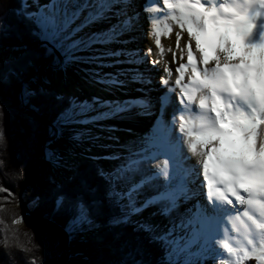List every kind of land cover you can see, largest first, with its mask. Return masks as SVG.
I'll return each mask as SVG.
<instances>
[{
	"label": "snow or ice",
	"instance_id": "obj_1",
	"mask_svg": "<svg viewBox=\"0 0 264 264\" xmlns=\"http://www.w3.org/2000/svg\"><path fill=\"white\" fill-rule=\"evenodd\" d=\"M245 2L264 8V0ZM221 7L246 25L237 31L209 0H14L0 17V40L26 34L58 71L67 75L75 69L98 88L80 95L77 82L69 79L55 94L59 107L48 125L42 159L50 169L71 174L62 182L55 175L42 177L28 199L34 209L62 214L69 235L91 228L107 208H118L109 222L130 226L136 236L120 264H264V97L230 86L232 95L256 104L249 105L251 120L241 119L224 104L223 89L213 79L218 71L227 72L229 62L239 66L264 49V26L256 32L258 10L249 18L235 7ZM161 15L170 23L161 26ZM30 66L0 57V88H15L22 104L36 95L26 78ZM165 93L169 103L162 105ZM4 108L0 104V116ZM137 118H151L149 131L159 121L155 144L146 141L147 133L136 137L129 128L131 140L141 142L131 146L119 136L118 124L104 123ZM98 133H105L108 143L101 147L107 151L90 159L109 160L112 166L96 170L99 184L77 181L69 163L74 149L85 138L101 140ZM50 186L55 194L49 209ZM0 191L6 201L13 195L7 188ZM197 215L209 228L221 217L233 233L242 230L243 238L233 245L209 235L208 246H199L198 229L190 223ZM22 221L21 215L12 223ZM214 246L229 259L218 261ZM154 248L159 250L155 258Z\"/></svg>",
	"mask_w": 264,
	"mask_h": 264
},
{
	"label": "trees",
	"instance_id": "obj_2",
	"mask_svg": "<svg viewBox=\"0 0 264 264\" xmlns=\"http://www.w3.org/2000/svg\"><path fill=\"white\" fill-rule=\"evenodd\" d=\"M13 3L14 0H0V17ZM19 44L24 45L25 51L15 59L21 64L30 63L28 76L33 70L32 65L44 59L45 54L26 34L19 37L10 35L0 40V47L8 49ZM47 59L50 60L49 57ZM34 90L36 95L26 104L32 111H24L15 88H0V104L5 106V114L0 116V187L10 189L13 194L6 201V193L0 191V264H59L64 258L65 235L62 228L65 217L62 214L30 207V212L36 217L29 218L20 227L12 223L13 219L25 213L19 197L27 203L31 202L28 198L37 189L38 180L51 174L45 162H41L35 171L33 169L41 156V144L49 134L48 123L59 104L54 92L38 87ZM98 168L97 161L81 160L74 169L76 180L101 183L95 175ZM25 189H28L27 193H23ZM54 194L55 186H50L49 209ZM118 215V208L109 207L97 216L92 226L95 230L89 231L88 235L71 246L70 254L85 256L84 264H120L124 252L129 250L128 246L136 243V236L130 226L109 222ZM152 253L155 258L159 250L154 248Z\"/></svg>",
	"mask_w": 264,
	"mask_h": 264
},
{
	"label": "bare ground",
	"instance_id": "obj_3",
	"mask_svg": "<svg viewBox=\"0 0 264 264\" xmlns=\"http://www.w3.org/2000/svg\"><path fill=\"white\" fill-rule=\"evenodd\" d=\"M217 2V7L215 8L217 11L218 15H223L224 13H226L225 11H223V8L221 7L222 5H228L230 6L228 1H224V0H209V3L211 2ZM242 8L245 9H249L250 7L247 6L245 0H240ZM157 11H161L162 9L158 8ZM260 20L258 22L259 28L261 30V26H264V8H260ZM153 18H156V12H152L151 13ZM160 22H161V26H163L165 23H170V21L163 15H161L159 17ZM165 43V55H167L168 52V41L167 39H165L164 41ZM141 46L142 47H147V45H144L143 42L141 41ZM264 50V49H263ZM155 52V50H153ZM162 66V65H161ZM235 70V72H233ZM228 71H230V73L228 74L227 72H222V71H218L215 75V77L213 78L215 81V84L218 88H222L223 90L219 92L220 95H222V92L225 93V95H232V93L230 91H228V88L230 86H240V87H246L248 89L249 92L251 93H255V92H259L261 94L262 97H264V52H256V56L254 61L252 60V62L250 64H240L239 66H232L229 65L228 67ZM248 72V73H246ZM29 78V77H28ZM48 82H46V86L56 90L57 92H62L64 91L62 84L64 81H67L69 79L73 80L74 82H77V87H76V91L80 94V95H91L93 93H98V88L96 86H92L89 85L88 82L84 79L83 74L81 72H78L75 69H70L68 74L66 75L65 73L56 70H50L48 69ZM38 80H41V77H37ZM244 80L246 85H244ZM242 84H241V82ZM44 82V81H43ZM226 90V91H224ZM100 95H104V93L100 92ZM165 95L168 96L167 93H165ZM164 95V96H165ZM236 98H238V100L240 101V103H237L239 105H243L245 107H243V109L245 111H249L251 110L249 105L251 104L252 107H256V104L253 100H251V98H249L248 102H245L241 97L239 96H235ZM162 100V98H161ZM168 100H169V96H168ZM162 105L163 102H161ZM169 103V101L165 104L167 105ZM245 108H247L248 110H246ZM161 111L163 112V107L161 108ZM186 118H188L187 116H185ZM158 122L157 121V126H153L151 128V131H149L147 133V136L145 137L146 141L155 144L157 141V127H158ZM104 123L106 124H118V126L120 127V132H119V136L121 137L122 140H129L131 146H139L140 145V141H132L131 138L129 137V135L127 134V132L125 131L126 129L131 128L133 130V134L136 137H139L142 133H145V127H149L151 125V118H137L134 120H121V121H105ZM93 133L97 134V129H93ZM101 135V140L96 141L99 142L98 144L96 143H91V141L93 140H89L87 138L83 139L74 149V153H73V158L69 161V163L74 164L77 160L81 159L82 156H93L96 154H104L107 150L102 148L101 145L108 143V141H106L105 139H103V136L105 135V133H98ZM95 142V141H93ZM56 146H58V148L60 150H63V145L62 144H57ZM170 151L174 152V148L170 149ZM84 158V157H82ZM104 168L106 167V163L108 162V160L105 159H100ZM53 173L56 176H62L64 174H67V172L63 171L62 169H53ZM234 214V213H233ZM199 219L198 215L197 216H193L191 218L192 221H194L195 219ZM203 222H206V220L202 217ZM217 219V218H216ZM215 219V222H216ZM219 221L223 220L222 218L217 219ZM197 221V220H195ZM192 223V222H190ZM221 223V222H220ZM204 226V225H203ZM215 227L214 226L211 231L208 233V236L211 235L213 237V239H218L220 238V240H224L226 242H229L230 244L235 245L236 240L237 239H242L243 237H236L233 235H229L226 236V229L222 228L219 234V237L216 234L215 231ZM89 229V228H88ZM181 231V230H178ZM184 232H186V229L183 230ZM224 232V233H223ZM82 234V231H76L74 233L71 234L72 237H70L71 241H73V237L76 236V234ZM205 237L203 236V238H201V240H204ZM81 240V239H80ZM79 240V241H80ZM76 241V242H79ZM76 242H74L73 246L76 244ZM199 242V240H198ZM204 242L206 244L209 243L208 240H204ZM174 246L176 247H181L182 244L181 242H177L174 243ZM71 255V254H70ZM77 255H81L79 253H77ZM75 255H71L72 258L68 259V261H66L64 264H81V257ZM84 264V263H82Z\"/></svg>",
	"mask_w": 264,
	"mask_h": 264
},
{
	"label": "rangeland",
	"instance_id": "obj_4",
	"mask_svg": "<svg viewBox=\"0 0 264 264\" xmlns=\"http://www.w3.org/2000/svg\"><path fill=\"white\" fill-rule=\"evenodd\" d=\"M224 1H228L229 2V4H230V7H235L236 8V12L237 13H239V14H246L249 18H252L253 17V14L258 10L259 12H260V8L258 7V5H256L255 3H253V5H252V7H250L249 9H245V8H242V5H241V2H240V0H224ZM210 6H212V7H214V8H216L217 7V2L216 1H214V2H211L210 3ZM219 16H222V17H224L226 20H233V24L231 25L232 27H234L237 31H239L240 30V28H241V26L242 25H246V21H239V20H234V17H233V13H231V12H226V13H224L223 15H219ZM225 29H227L228 27H229V25L227 24V23H225L224 24V26H223ZM256 32L257 33H259L260 32V28H259V25L257 26V28H256ZM258 51H262V52H264V50L263 49H258L256 52H258ZM22 53H24V49L22 48H20V46H19V48H11V49H8V48H6L5 47V51L4 50H0V57H11V58H16V57H18L19 55H21ZM220 55H221V60H220V63L221 64H224L225 63V61H224V59H223V54L222 53H220ZM255 56H256V53L251 57V58H248V59H244V61H243V63L246 65V64H250L251 62H252V60L254 61V59H255ZM45 58H47L46 57V55L44 56ZM36 64V63H35ZM32 65V72L28 75V76H26V78H30V86L34 89V88H41V89H44V90H46V91H50L51 90V88H49V87H47L46 86V82H48V67L45 65V64H43V65H41L40 66V68H39V70L35 73V68H36V66L37 65ZM37 64H38V62H37ZM237 64H239V61H235V62H229V65H234V66H236ZM233 72H235V70L233 71ZM227 73L229 74L230 73V71H228L227 70ZM246 73H248V72H246ZM37 77H41V80H38L37 79ZM44 81V82H43ZM242 81H244V80H242ZM241 82V81H240ZM244 83V85H246V83H245V81L243 82ZM241 84H242V82H241ZM52 90H54V89H52ZM224 91H226V90H224ZM251 93V92H250ZM220 95V94H219ZM221 97H223V101H224V104L226 105V106H229V111L232 113V115H234V116H237V117H240L241 119H245V120H251V118H252V112H251V110H249V111H245L244 109H243V107H245V106H243V105H239V104H237V103H240V101L238 100V98H236L234 95H225V93L224 92H222V95H220ZM252 100V99H251ZM169 100H168V96L167 95H165V96H163L162 97V100H161V102H163V104L165 105L167 102H168ZM246 110H248L247 108H245ZM189 114H190V110H189V112H185L184 113V115L185 116H189ZM262 116H264V112H261L260 113ZM192 116H195V114L194 113H192L191 114ZM158 125H159V122H158ZM149 132V127H145V133H148ZM91 143H96V144H98L99 142H93V141H91ZM48 146V143L45 145V148ZM56 146V145H55ZM56 147H58V146H56ZM150 151H152V152H154V153H156V154H160L159 153V149L158 148H152V149H150ZM174 151H175V148H174ZM82 157H87V156H82ZM81 157V158H82ZM82 160H87V159H83L82 158ZM81 160H77L75 163H74V165L76 166L79 162H80ZM94 161H96V160H94ZM99 163V162H98ZM112 166V162L111 161H109L108 160V162L106 163V167L104 168V169H107V168H110ZM52 171H53V169H52ZM50 173H51V169H50ZM54 174V173H53ZM71 173H67V174H64V175H62V176H67V175H70ZM56 176V175H55ZM62 176H56V177H62ZM62 179H64V177H62V178H60V180H62ZM60 180H58V181H60ZM27 191H28V189H25V191L23 192V193H27ZM19 202H20V204L22 205V206H26L28 209H29V211H30V207H32V204H31V202H25L24 201V199L22 198V197H20V200H19ZM242 211V210H241ZM145 215H147V213L145 214ZM231 215H235V213L233 214H231ZM21 216V215H20ZM19 216V217H20ZM18 218V217H17ZM198 218L199 219H195V220H197V221H192V220H190V222H192L196 227H197V229H198V233H197V237H198V240H199V246H202V247H207L208 246V244H206L205 242H204V240L206 241L207 240V237H208V233L211 231V229H212V225H211V227L209 228V226H208V222L206 221V222H203V219H202V217L201 216H199L198 215ZM221 217H217V219H220ZM216 219V220H217ZM223 219V218H222ZM28 219H24L23 218V221L22 222H18V223H16L15 225L16 226H18V227H20V226H23V224L27 221ZM214 222H215V220H214ZM221 222V223H220ZM204 225V226H203ZM222 228H224V229H226V236H229V235H233V236H236V237H238V235H239V237L241 236V237H243L242 236V230H241V232L240 233H233L232 232V230H231V225L230 224H228V222L226 221V220H221V221H219L218 220V223H217V225H216V227H215V231H216V234H217V236L219 237V234H220V231H221V229ZM93 230H95V227H91V228H89V229H87V232H89V231H93ZM86 232V231H85ZM224 233V232H223ZM86 233H83V231H82V234L81 235H85ZM88 235V234H87ZM185 235L187 236L188 235V230H186V232H185ZM203 236L205 237V239L204 240H201V238H203ZM70 241H71V239H70ZM181 242V244H183V241H180ZM74 243V241H71V244H73ZM78 242H76V244H77ZM179 248L180 247H175L174 245H173V251L175 252V251H178L179 250ZM213 253H214V255L217 257V260L219 261V260H221V259H229L227 256H226V254H224L223 253V251H222V249H220L219 248V246H214V249H213ZM72 257H69L68 259H71ZM68 259L66 260V261H68ZM65 261V262H66ZM81 264L83 263V260L81 259V262H80Z\"/></svg>",
	"mask_w": 264,
	"mask_h": 264
},
{
	"label": "water",
	"instance_id": "obj_5",
	"mask_svg": "<svg viewBox=\"0 0 264 264\" xmlns=\"http://www.w3.org/2000/svg\"><path fill=\"white\" fill-rule=\"evenodd\" d=\"M37 44V43H36ZM19 46H20V48L22 49H24V51H25V48H24V45L23 44H19V45H17V46H14L13 48H19ZM0 50H4L5 51V47L4 46H2V47H0ZM17 58V57H16ZM43 64H45L47 67H48V69H50V70H56V68L54 67V66H52L51 65V63H50V60H48L47 58H44V59H42V60H40L39 62H38V64L36 63L35 65H37L36 66V68H35V73L39 70V68H40V66L41 65H43ZM44 90V89H43ZM50 91H52V92H54L55 94L56 93H58L56 90H50ZM20 104H21V108L24 110V111H30L31 109L26 105V104H22L21 102H20ZM32 111V110H31ZM48 125H49V123H48ZM48 140H49V134L46 136V138L43 140V142H42V144H41V156H40V158L35 162V164H34V171L39 167V164L41 163V162H44V160L42 159V152H43V150L45 149V145L48 143ZM90 157L91 156H88V157H84L85 159H87V160H96L97 162H99V166H100V168H104V166H103V164H102V162H101V160L100 159H90ZM83 158V159H84ZM79 160H82V158L81 159H79ZM50 169V168H49ZM51 175H54L53 174V171H52V169H51ZM33 176V173H32V175H31V177ZM62 177H64L65 178V176H62ZM62 177H57V181L58 180H60V178H62ZM19 200H20V197H19ZM24 208H25V213L24 214H22V216H23V218L24 219H29V218H31V217H36V215L35 214H33V213H31L30 211H29V209L24 205L23 206ZM42 219H44L43 217H42ZM48 220V219H47ZM49 222H51V223H53L54 224V222H52V221H50V220H48ZM217 223H218V220H216V222H212V228L214 227V226H216L217 225ZM62 230H63V232H64V235H65V237H64V245H65V247H64V249H63V254H64V258H63V260L59 263V264H64L65 263V261L69 258V257H72L71 255H70V252H69V248L71 247V246H73V244H71V241H70V237H72L71 235H69V234H67V233H65V231H64V227L62 228ZM83 231V233H86L84 236L83 235H81V234H79L78 235V233L76 234V236L75 237H73V241L74 242H76V241H79L80 239H82V238H84L89 232H87V229H85V230H82ZM86 231V232H85ZM78 232V231H77ZM74 233V232H73ZM75 255V254H74ZM77 255V254H76ZM77 256H80L81 257V259L83 260V263H85V261H86V257L85 256H83L82 254L81 255H77Z\"/></svg>",
	"mask_w": 264,
	"mask_h": 264
}]
</instances>
